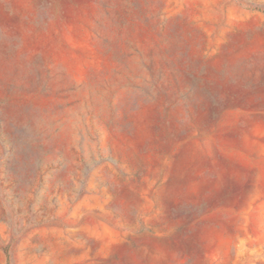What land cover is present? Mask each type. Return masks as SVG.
Masks as SVG:
<instances>
[{
  "label": "rangeland",
  "instance_id": "obj_1",
  "mask_svg": "<svg viewBox=\"0 0 264 264\" xmlns=\"http://www.w3.org/2000/svg\"><path fill=\"white\" fill-rule=\"evenodd\" d=\"M0 264H264V0H0Z\"/></svg>",
  "mask_w": 264,
  "mask_h": 264
}]
</instances>
